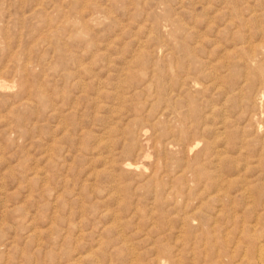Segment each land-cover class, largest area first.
<instances>
[{
    "label": "rangeland",
    "instance_id": "374dc122",
    "mask_svg": "<svg viewBox=\"0 0 264 264\" xmlns=\"http://www.w3.org/2000/svg\"><path fill=\"white\" fill-rule=\"evenodd\" d=\"M262 205L264 0H0V264L264 258Z\"/></svg>",
    "mask_w": 264,
    "mask_h": 264
},
{
    "label": "bare ground",
    "instance_id": "6f19581e",
    "mask_svg": "<svg viewBox=\"0 0 264 264\" xmlns=\"http://www.w3.org/2000/svg\"><path fill=\"white\" fill-rule=\"evenodd\" d=\"M257 52V51H256ZM253 62H255V61H253ZM254 64V63H253ZM261 68V67H260ZM257 74V73H256ZM257 121V120H256ZM248 191V190H247ZM249 205V204H248ZM250 205H253V204H250ZM264 205H262V207H263ZM257 207V206H256ZM261 207V208H262ZM252 208H253V206H252ZM258 209V208H257ZM228 210V209H227ZM253 210V209H252ZM247 211V210H246ZM256 212H257V210H255ZM235 212L236 211H234V214H235ZM249 212H251V211H249ZM248 212V213H249ZM254 212V210L252 211V213ZM227 213V212H226ZM237 213V212H236ZM246 214V213H245ZM256 214H258V213H256ZM225 215V214H224ZM232 215H233V213H232ZM232 215H231V217H232ZM238 215H240V214H238ZM237 215V216H238ZM243 215V214H242ZM242 215H240L239 217V219H241V217H242ZM252 215V214H251ZM254 215V214H253ZM252 215V216H253ZM263 215V214H262ZM236 216V215H235ZM250 216V215H249ZM259 216V215H258ZM211 217V216H210ZM226 217V216H225ZM230 217V218H231ZM195 218V217H194ZM197 218V217H196ZM229 218V219H230ZM249 218V217H248ZM227 219V218H226ZM235 219V218H234ZM237 219V218H236ZM235 219V220H236ZM196 220V219H195ZM222 220H224V219H222ZM259 220V219H258ZM257 220V221H258ZM227 221H228V219H227ZM244 221V219L242 220V222ZM247 221H250L249 219H247ZM257 221H256V223H257ZM197 222H199V221H197ZM236 222V221H235ZM241 222V221H240ZM239 222V223H240ZM241 222V223H242ZM253 222V221H252ZM217 223H219V222H217ZM222 223V222H221ZM246 223V222H245ZM251 223V222H250ZM259 223V222H258ZM215 224V226H216V223H214ZM223 224H224V222H223ZM227 224V223H226ZM231 224H235L234 222L233 223H231ZM249 224V223H248ZM237 225V224H236ZM241 225V224H240ZM243 225V224H242ZM256 225H258V224H255L254 226L256 227ZM235 226V225H234ZM245 225H243V227H244ZM250 226H252L251 224H250ZM264 226V225H263ZM184 227V226H183ZM198 227H201L200 225L198 226ZM212 227V226H211ZM230 227H232V225L230 226ZM229 226L227 227V228H230ZM254 227V228H255ZM259 227V226H258ZM253 228V229H254ZM262 228V227H261ZM203 229V228H202ZM214 229V228H213ZM225 230V229H224ZM233 230V229H232ZM246 230V229H245ZM244 230V231H245ZM257 230V229H256ZM261 230V229H260ZM198 231V230H197ZM253 231V230H252ZM203 232V231H202ZM214 232V231H213ZM226 232H228V231H225L224 232V234L226 233ZM233 232V231H232ZM236 232V231H235ZM241 232H243L242 230H241ZM205 233V232H204ZM229 233V232H228ZM238 233V232H237ZM250 232H248V234H249ZM252 233V232H251ZM253 233H254V231H253ZM257 231L252 235V234H250V235H252V236H250V238H248V237H245L243 240H247V245L246 244H243L245 241H243L242 240V238H240V237H233V238H230L229 236H223V237H221V240H220V242L221 243H219V239L216 237V236H213V237H216L215 239V243L213 244V242L212 241H210L211 243L210 244H213V245H211L210 247H208V246H206L205 245V249H202L203 251H204V254H203V259H202V261H200V262H202L201 264H264V258H263V256H262V252H260V248H259V243H261V241H260V232H259V234L257 233ZM243 234H245V233H243ZM205 235V234H204ZM220 235H221V233H220ZM238 235V234H237ZM241 235H242V233H241ZM161 236V235H160ZM194 236H196V235H194ZM235 236V235H234ZM231 237H232V233H231ZM159 238V237H158ZM163 238V237H162ZM194 238V237H193ZM161 240V239H160ZM160 240H158V241H160ZM163 240H165V239H162V241ZM203 240H206V239H203ZM193 241V240H192ZM263 241V240H262ZM219 244H218V243ZM154 243H156V242H154ZM161 243H164V241L163 242H161ZM204 243V242H203ZM207 243H208V241H207ZM166 244V243H165ZM202 245V244H201ZM167 246V245H166ZM180 246H183V245H180ZM179 246V247H180ZM185 246V245H184ZM183 246V247H184ZM193 246V245H192ZM261 246V245H260ZM189 247H191L190 245H189ZM262 247V246H261ZM156 248H159V247H156ZM156 248H154L155 250H156ZM202 248V247H201ZM201 248H200V250H201ZM180 249V248H179ZM181 249H184V248H181ZM180 249V250H181ZM193 249V248H192ZM262 249H264V247H262ZM159 250H160V248H159ZM176 250H178V249H176ZM196 250H197V248H196ZM152 251H153V249H152ZM179 251V250H178ZM178 251L176 252V253H178ZM185 251V250H184ZM188 251V250H187ZM187 251H185L186 253H187ZM192 251V250H191ZM190 250L188 251L189 253L191 252ZM194 252H195V250H193ZM192 251V252H193ZM202 251V252H203ZM189 253H187V254H189ZM156 254V253H155ZM193 254V253H192ZM158 255V254H157ZM181 255V254H180ZM185 255V254H184ZM156 256V255H155ZM175 256V255H174ZM173 256V257H174ZM172 257V256H171ZM176 257V256H175ZM174 257V258H175ZM185 257V256H184ZM152 258H154V260H155V262L156 263H158V264H163V263H165V262H167L168 260V258H166V257H159V256H157L156 258L154 257V255H153V257ZM174 258H169V260H170V262L172 263V264H174V260L175 259H178L177 257L174 259ZM191 258V257H190ZM174 259V260H173ZM148 260V259H147ZM197 260V259H196ZM146 262V261H145ZM144 262V263H145ZM189 262H191V261H189ZM188 262V263H189ZM195 263H196V261H194ZM197 262H198V260H197ZM150 263V262H149ZM178 263V262H177ZM154 264V263H153ZM200 264V263H199Z\"/></svg>",
    "mask_w": 264,
    "mask_h": 264
}]
</instances>
